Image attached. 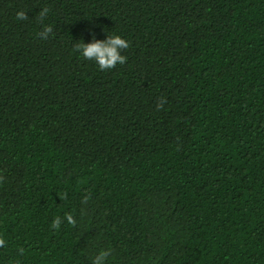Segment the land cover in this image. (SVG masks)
<instances>
[{
	"label": "trees",
	"instance_id": "obj_1",
	"mask_svg": "<svg viewBox=\"0 0 264 264\" xmlns=\"http://www.w3.org/2000/svg\"><path fill=\"white\" fill-rule=\"evenodd\" d=\"M0 264H264V0H0Z\"/></svg>",
	"mask_w": 264,
	"mask_h": 264
}]
</instances>
